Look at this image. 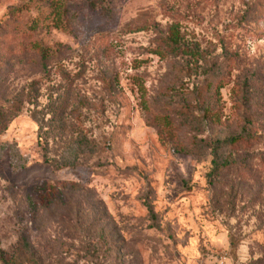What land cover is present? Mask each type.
<instances>
[{
	"label": "rangeland",
	"instance_id": "1",
	"mask_svg": "<svg viewBox=\"0 0 264 264\" xmlns=\"http://www.w3.org/2000/svg\"><path fill=\"white\" fill-rule=\"evenodd\" d=\"M0 111L9 264H264V0H0Z\"/></svg>",
	"mask_w": 264,
	"mask_h": 264
},
{
	"label": "trees",
	"instance_id": "2",
	"mask_svg": "<svg viewBox=\"0 0 264 264\" xmlns=\"http://www.w3.org/2000/svg\"><path fill=\"white\" fill-rule=\"evenodd\" d=\"M59 9L61 10V6H58V5L54 6V11H55L56 15H59V13H60ZM173 38L174 39L172 41L178 42L177 36H173ZM39 50L41 52V57L44 58L45 57V48L42 47ZM6 118H7V116L5 115V113L0 111V128L1 129H6V127H7L8 120ZM240 138H241L240 135L231 136L226 141H228V143H234ZM212 161H213L215 167L217 168V161L215 159H213ZM35 190H36V196H37L38 200L41 201V203H43V202L51 203L56 199L60 200L63 197V195L65 194L63 189L59 188L55 184L42 183L41 185L36 186ZM24 245L27 248V250H30V247H29L28 243L26 242L25 238H24ZM0 257L3 260L4 264H9L8 261L11 259H7L3 256H0Z\"/></svg>",
	"mask_w": 264,
	"mask_h": 264
}]
</instances>
